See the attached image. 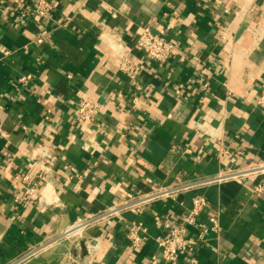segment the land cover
Returning a JSON list of instances; mask_svg holds the SVG:
<instances>
[{
    "label": "crops",
    "instance_id": "obj_1",
    "mask_svg": "<svg viewBox=\"0 0 264 264\" xmlns=\"http://www.w3.org/2000/svg\"><path fill=\"white\" fill-rule=\"evenodd\" d=\"M48 1L55 10L39 23L21 16L36 0H0V264L114 201L264 163V0ZM145 27L174 46L172 59L158 64L135 47ZM122 50L133 76L117 67ZM83 98L101 105L86 134L75 114ZM42 147L56 157L48 174ZM23 178L34 184L29 199ZM262 182L212 184L125 212L87 233L98 238L97 261L159 257L155 239L204 195L197 221L211 228L214 216L217 228L198 243V264H264V195L253 191ZM131 222L147 232L140 250L127 239ZM67 251L73 244L62 242L25 264H61ZM186 262L182 253L155 264Z\"/></svg>",
    "mask_w": 264,
    "mask_h": 264
},
{
    "label": "built area",
    "instance_id": "obj_2",
    "mask_svg": "<svg viewBox=\"0 0 264 264\" xmlns=\"http://www.w3.org/2000/svg\"><path fill=\"white\" fill-rule=\"evenodd\" d=\"M13 1L17 7H22L24 4V0ZM55 7L56 6L48 0H36L35 9L30 12L29 9L24 7L21 16H31L40 23L49 19ZM249 11L253 12L254 9L250 8ZM43 37L44 34L38 35L35 42L41 43ZM135 47L142 51L149 60L158 64L166 63L176 55L174 46L165 39L162 32L160 34H154L147 27L141 28L137 32ZM115 54L119 59L117 64L118 69L128 76H133L137 71V67L129 59L126 50L120 52L115 51ZM28 79H30L29 75L18 81L25 82ZM258 103L264 105V88L261 91ZM100 109L101 105L97 101L88 98L81 99L75 109V114L82 132L85 134L88 133L85 126L89 127L95 123ZM48 113H50V111H47V114ZM40 153V169L43 174H48L56 162V157L46 147H42ZM263 175L264 163H256L241 169L223 171L211 177L193 178L151 188L147 193L114 201L111 205L106 206L98 213L78 218L60 232L51 235L43 243L31 247L9 264H25L38 258L42 254L48 252L52 247L62 242H71L74 246L75 253H71L70 251L64 253L61 256V264H99L97 261L99 253L98 238L88 236L87 233L90 229L114 220L125 212L141 214L144 207L152 202L163 199L174 200L183 193L194 192L212 184H220L226 181H235L247 177ZM23 181L28 185L25 198L29 199L34 195V184H30L27 178H23ZM253 191L256 195H264V182L256 185ZM205 208V196L193 195L191 199V209L183 216L178 226L170 229L169 233L159 235L155 239L159 257H152L147 264H155L158 259L165 263H172L177 259L178 255L182 253L186 256V264H198L196 257V247L198 243L204 240L205 234L209 230H215L217 228V220L214 216L207 217L212 226L211 228L197 221V218ZM161 225L163 228L169 229L167 220L163 221ZM189 227H195L198 230L196 236L192 237L189 235ZM146 233V229L142 223L131 222L129 224L127 228V239L133 250H140L143 247L147 241ZM83 250L86 252V255L81 256Z\"/></svg>",
    "mask_w": 264,
    "mask_h": 264
},
{
    "label": "water",
    "instance_id": "obj_3",
    "mask_svg": "<svg viewBox=\"0 0 264 264\" xmlns=\"http://www.w3.org/2000/svg\"><path fill=\"white\" fill-rule=\"evenodd\" d=\"M84 255H86V252L83 250L81 253V256H84Z\"/></svg>",
    "mask_w": 264,
    "mask_h": 264
}]
</instances>
